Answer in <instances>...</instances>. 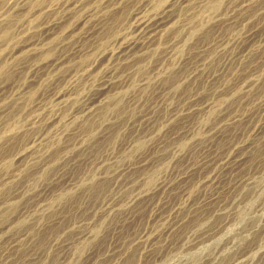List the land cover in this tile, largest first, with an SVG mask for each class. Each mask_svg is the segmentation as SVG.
<instances>
[{
	"label": "rangeland",
	"instance_id": "obj_1",
	"mask_svg": "<svg viewBox=\"0 0 264 264\" xmlns=\"http://www.w3.org/2000/svg\"><path fill=\"white\" fill-rule=\"evenodd\" d=\"M0 264H264V0H0Z\"/></svg>",
	"mask_w": 264,
	"mask_h": 264
},
{
	"label": "bare ground",
	"instance_id": "obj_2",
	"mask_svg": "<svg viewBox=\"0 0 264 264\" xmlns=\"http://www.w3.org/2000/svg\"><path fill=\"white\" fill-rule=\"evenodd\" d=\"M156 25V24H155ZM157 27V26H156ZM20 156V155H19Z\"/></svg>",
	"mask_w": 264,
	"mask_h": 264
}]
</instances>
